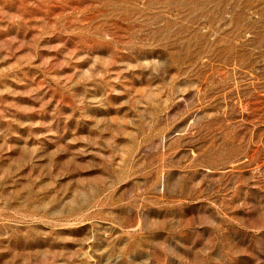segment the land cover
<instances>
[{
  "label": "rangeland",
  "instance_id": "obj_1",
  "mask_svg": "<svg viewBox=\"0 0 264 264\" xmlns=\"http://www.w3.org/2000/svg\"><path fill=\"white\" fill-rule=\"evenodd\" d=\"M0 264H264V0H0Z\"/></svg>",
  "mask_w": 264,
  "mask_h": 264
}]
</instances>
